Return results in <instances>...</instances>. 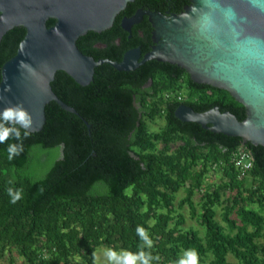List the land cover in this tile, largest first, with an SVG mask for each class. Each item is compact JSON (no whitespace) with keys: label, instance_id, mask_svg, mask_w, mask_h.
Segmentation results:
<instances>
[{"label":"trees","instance_id":"16d2710c","mask_svg":"<svg viewBox=\"0 0 264 264\" xmlns=\"http://www.w3.org/2000/svg\"><path fill=\"white\" fill-rule=\"evenodd\" d=\"M24 34L17 26L3 35L0 71ZM96 34L77 39L81 52L89 53L84 42ZM135 39L121 51L138 45ZM50 85L77 114L50 101L42 129L23 140L18 156L7 158L8 143L18 141L0 144V262L14 264L18 256L21 264H97L100 246L138 251L140 225L153 240L145 250L161 257L153 264H176L189 248L198 251L199 264H260L264 146L180 121L173 113L179 104L198 112L216 106L242 120L244 107L227 91L194 83L178 66L156 60L131 71L100 64L85 86L57 71ZM153 125L158 129L151 130ZM238 148L253 159L242 177L231 161ZM210 170L219 173L216 183H204ZM184 187L186 197L177 207L187 204L195 217L193 198L200 193L197 216L204 237L184 227L175 209ZM8 188L22 190V199L11 203ZM221 204L222 221L230 231L237 228L233 234L214 218L213 208Z\"/></svg>","mask_w":264,"mask_h":264},{"label":"water","instance_id":"95a60500","mask_svg":"<svg viewBox=\"0 0 264 264\" xmlns=\"http://www.w3.org/2000/svg\"><path fill=\"white\" fill-rule=\"evenodd\" d=\"M134 0H120L118 8L107 11L99 0H0V41L10 29L21 26L25 34L15 54L1 66L0 110L9 103L22 102L31 114L34 130L42 129L45 122V106L50 101L62 109L77 114L76 110L60 100L50 83L57 71H63L79 85H88L95 67L108 63L118 71H131L149 60L167 62L184 69L197 84L210 85L227 91L245 109V117L238 120L228 111L214 106L205 111H195L179 104L174 116L180 121L194 122L212 132L239 137L242 143L264 146V101L254 106L247 98L233 92L225 83L209 78L204 69L210 67L214 53L205 42L196 40L186 23H177L183 12L168 17L150 11L136 12L122 20V27L137 23L146 14L152 26V48L141 55L138 47L124 52L119 62L95 60L83 54L76 41L88 31L106 29L119 9ZM248 16V29L264 33V13L249 10L245 0H234ZM191 3V0H190ZM48 19L54 23L47 26ZM139 58L141 60L139 61ZM10 88V91L6 89Z\"/></svg>","mask_w":264,"mask_h":264},{"label":"clouds","instance_id":"9594fccd","mask_svg":"<svg viewBox=\"0 0 264 264\" xmlns=\"http://www.w3.org/2000/svg\"><path fill=\"white\" fill-rule=\"evenodd\" d=\"M249 10L264 13V0H245ZM186 23L191 35L203 41L214 53L210 67L204 73L211 79L225 83L233 92L247 98L254 106L264 101V33L248 29V16L234 0H191L189 10L183 12L177 23ZM10 91V88L6 89ZM31 114L22 102L9 103L0 110V144L8 143V160L23 151V140L34 130ZM10 202L22 199V190L7 189ZM136 235L140 244L132 252L113 248L104 250L107 264H153L159 255L150 251L153 240L149 232L138 225ZM176 264H199V253L194 248L182 250Z\"/></svg>","mask_w":264,"mask_h":264},{"label":"flooded vegetation","instance_id":"af4514ba","mask_svg":"<svg viewBox=\"0 0 264 264\" xmlns=\"http://www.w3.org/2000/svg\"><path fill=\"white\" fill-rule=\"evenodd\" d=\"M119 1L120 0H99L100 3L105 4L106 9L108 8V12H114L119 6ZM154 2L156 3L151 5L146 2H142V0H134L133 2H130L129 5H126L122 9L116 11L110 25L106 29L100 32H95L97 34L94 39L90 38L87 42H84L85 47L89 48V53H86L85 55L93 57L95 60L100 59L119 62L125 51L135 47H138L141 55H143L154 45L152 39V26L148 20V16L146 14L141 15V18L137 23L129 26V31L122 27V20L132 16L136 10H141L143 12L150 11L166 17L170 15H177L183 12L185 7L190 4V0H154ZM85 35L81 37H84ZM136 37L140 39V43L138 45L131 46L121 51L127 43H135ZM142 48H146L145 52H142ZM140 60L141 58H139V61ZM182 70L187 74L184 69ZM135 105L136 108L139 107L138 104Z\"/></svg>","mask_w":264,"mask_h":264},{"label":"rangeland","instance_id":"374dc122","mask_svg":"<svg viewBox=\"0 0 264 264\" xmlns=\"http://www.w3.org/2000/svg\"><path fill=\"white\" fill-rule=\"evenodd\" d=\"M152 129L151 130H156L158 129V126L156 125H153L151 127ZM219 179V173L215 170H210L207 175H206V179L204 180V183H216ZM187 187H184L183 189H181L177 194H176V198H175V206H176V211H178L179 213H182L184 219H185V223H184V227H193L195 230H197L199 232V235L201 237H204V234H205V231H204V228L202 227V225L200 224V221H199V218H198V214L200 212V209L199 207L197 206V202H198V199L200 197V193H196L194 195V198H193V202L194 204H196V215L195 217L191 216L190 215V208L187 204H184L181 208H178L177 207V203L179 202V200L181 199H184L186 197V194H185V189ZM225 205V204H224ZM223 205L221 204L220 206H216L213 208V214H214V218L219 222V224L223 227L224 231L225 232H228V233H235L237 231V228H235L233 231H230L229 230V227L226 225V223H224L221 219V212L223 210ZM252 208H256L255 205H250ZM225 208V207H224ZM231 217L232 218H235L236 220V224L237 226H241V223L236 215V213H233L231 214ZM264 233V222H263V229H262V234ZM258 243H262V238H260L258 241ZM107 249L105 247H97L96 250H95V258H96V262L97 264H107V261H106V258L104 257L103 255V252L104 250ZM257 259H258V262L260 264H264V255L261 254V253H257ZM229 260L230 261H234V258L229 256ZM13 261H14V264H21V261L19 259L18 256H13ZM5 263L3 262H0V264H7V261H4Z\"/></svg>","mask_w":264,"mask_h":264},{"label":"built area","instance_id":"2783aa9c","mask_svg":"<svg viewBox=\"0 0 264 264\" xmlns=\"http://www.w3.org/2000/svg\"><path fill=\"white\" fill-rule=\"evenodd\" d=\"M231 161L233 166L238 170L239 177H242L245 175V172L251 169L253 159L249 151L238 148L233 151Z\"/></svg>","mask_w":264,"mask_h":264}]
</instances>
